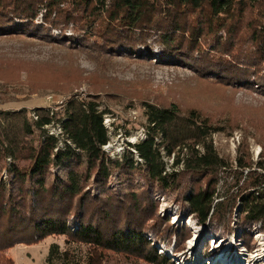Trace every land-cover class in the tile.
Instances as JSON below:
<instances>
[{"label":"trees","instance_id":"1","mask_svg":"<svg viewBox=\"0 0 264 264\" xmlns=\"http://www.w3.org/2000/svg\"><path fill=\"white\" fill-rule=\"evenodd\" d=\"M247 6V0H0V35L52 38L35 24L40 16L61 32L74 26L86 48L140 56L141 47L150 57L157 47L159 60L186 65L210 64L212 52L227 43L223 53L255 67L264 62V17L252 26ZM37 110L33 117L24 110L0 113V252L64 236L66 244L86 250L76 259L51 245L46 264H99L102 250L173 264L157 249L168 245L171 231L158 214L154 221V194L172 195L198 225L213 222L231 232L237 206L240 227L258 223L264 231V164L244 177L219 178L226 164L210 134L221 129L197 111L145 102V138L112 159L102 148L109 140L104 112L90 95L73 94L56 111ZM48 126L60 132L49 134ZM151 221L160 240L147 239Z\"/></svg>","mask_w":264,"mask_h":264},{"label":"rangeland","instance_id":"2","mask_svg":"<svg viewBox=\"0 0 264 264\" xmlns=\"http://www.w3.org/2000/svg\"><path fill=\"white\" fill-rule=\"evenodd\" d=\"M247 2V21L253 26L264 17V0ZM34 22L49 29L52 38L0 35V113L24 110L33 117L37 109H60L73 94L90 95L104 112L103 124L109 137L105 152L117 159L128 151L129 144L146 136L145 102L160 107L174 103L182 113L195 110L220 127L210 134L217 155L226 164V171L218 174L219 178L230 181L239 173L244 177L257 169L256 164H264V62L254 67L252 60L234 61L229 56L232 54L223 53L228 52L227 43L223 50L212 52L210 64L195 61L183 65L159 60L157 47H153L154 56L150 57L141 47L140 56L112 53L82 46L83 33L71 24L61 32L44 24L40 16ZM246 30L250 31L244 29L243 33L248 34ZM69 38L72 42L67 41ZM95 38L92 34L91 39ZM206 41L207 45L216 46L211 39ZM249 47L255 48L250 44ZM46 129L49 134L60 132L56 126ZM28 139L31 141L32 136ZM61 143L62 138L60 146ZM134 160L140 159L135 155ZM164 161L170 170L171 157L165 156ZM239 163L249 167L241 168ZM218 187L223 191L221 183ZM170 198L154 194L157 213L153 218L155 221L157 214L164 218L163 226L171 231L166 239L168 245H158L157 249L173 264H264V231L258 223L240 227L237 206L229 220L231 232L213 222L197 230L191 217L181 211L180 202H173L172 195ZM152 222L145 225L153 233L147 234V239L160 240L156 234L159 229L152 230ZM243 233L247 234L246 240ZM51 245H57L60 251L69 250L76 259L86 250L66 244L64 236H49L29 245L17 243L4 249L0 264H46ZM206 250H210L207 256ZM100 253L99 264H150L123 253Z\"/></svg>","mask_w":264,"mask_h":264},{"label":"water","instance_id":"3","mask_svg":"<svg viewBox=\"0 0 264 264\" xmlns=\"http://www.w3.org/2000/svg\"><path fill=\"white\" fill-rule=\"evenodd\" d=\"M107 144V143H106ZM104 146V145H103ZM103 146H102V148H103ZM104 150V149H103ZM105 151V150H104ZM192 220V222H193V224H194V226H195V228L197 229V230H201L202 228H204V226L205 225H198L197 223H196V221L195 220H193V219H191Z\"/></svg>","mask_w":264,"mask_h":264},{"label":"built area","instance_id":"4","mask_svg":"<svg viewBox=\"0 0 264 264\" xmlns=\"http://www.w3.org/2000/svg\"><path fill=\"white\" fill-rule=\"evenodd\" d=\"M56 130V129H55ZM51 133H53V132H51ZM58 134V133H57ZM108 142H107V144H105V147H103V149L105 150V151H107V148H108Z\"/></svg>","mask_w":264,"mask_h":264},{"label":"bare ground","instance_id":"5","mask_svg":"<svg viewBox=\"0 0 264 264\" xmlns=\"http://www.w3.org/2000/svg\"><path fill=\"white\" fill-rule=\"evenodd\" d=\"M103 147H105V146H103Z\"/></svg>","mask_w":264,"mask_h":264}]
</instances>
